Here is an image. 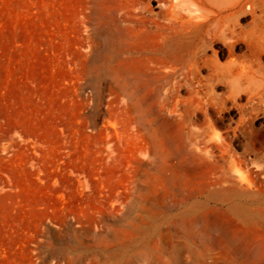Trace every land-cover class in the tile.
<instances>
[{"label": "rangeland", "instance_id": "rangeland-1", "mask_svg": "<svg viewBox=\"0 0 264 264\" xmlns=\"http://www.w3.org/2000/svg\"><path fill=\"white\" fill-rule=\"evenodd\" d=\"M116 3L0 0V264H264V0L229 7L197 73L150 29L126 96L84 42V9L92 27ZM201 128L262 156L242 173L263 182L253 218L194 203L214 178L189 148Z\"/></svg>", "mask_w": 264, "mask_h": 264}, {"label": "bare ground", "instance_id": "bare-ground-1", "mask_svg": "<svg viewBox=\"0 0 264 264\" xmlns=\"http://www.w3.org/2000/svg\"><path fill=\"white\" fill-rule=\"evenodd\" d=\"M118 1L119 3H116L118 4L117 7L111 10L109 14L105 13L108 15L105 22H102L103 20L101 19V21L97 15L93 17L94 21H92V27H90V19L86 9H84V15L82 17L83 27L86 32L84 42H86L85 45L88 47L90 45L88 41L91 39L92 46L94 48L96 46L99 48L98 38L101 39L104 49L102 48V54L99 56L94 66L95 74L97 76L106 74L107 70L105 73L104 68L109 65L110 67H107L111 70L114 69V75L117 76L116 79L119 78V82L120 79L124 81H121L124 84L118 87L116 86L117 84L115 85L116 90L131 95L134 86H129L130 83L128 84L127 82L136 74H133L134 71L130 72L127 66L126 68L128 70L123 67L129 60L137 58L134 59L135 62H137L140 56L147 54L148 49L142 47L143 44L141 45L142 37L145 33L147 34V32L152 29L150 31H154V33L158 35V43L169 46L170 49L175 50L177 49L176 47L180 48L182 46V48H184L182 52L183 57H181L182 61L178 62V66L174 67L180 70L190 69L193 74L197 71L199 60L204 62L203 57L205 56V48L210 47L211 40L214 37L221 38L223 36L227 10L237 0H155V5L157 7V11L155 12H152L149 7V0ZM89 32L94 33L92 38ZM147 37L148 35L146 38ZM151 46H148V48H151ZM95 52L94 54L98 55V52ZM149 57H151V55ZM122 63H124V65L121 67ZM128 64L129 63H127V65ZM222 68V65L214 62L208 74L218 75L222 73ZM110 71L108 70V72ZM136 91H138V89ZM188 141L189 148L195 151L201 159L210 163L213 169L212 175H214L211 183L209 182L210 184L208 183L209 185H206L207 188H204L206 193L203 199L201 201H194V203L205 208L222 211L225 217L231 221L241 222L242 219L239 218V213L253 218L257 208L260 207V194L263 192L264 187L261 188V182L258 185L255 178L253 179L250 176V173H247V175H243L242 173L244 168L246 169L245 171L249 170L247 166L250 163H259L261 155L258 153L260 155L258 156L255 152L253 153V157L249 158L247 153L249 151L252 153L251 150L248 152H241L242 154L239 153V155H237L227 145L213 140V138L208 135L207 128L192 130L189 133ZM257 169V173L261 174L264 170V166L260 164ZM257 181L259 182L258 179ZM248 197L253 206H245ZM185 210L187 211V208ZM189 210L190 209H188V211ZM235 210H238L239 213ZM203 218L208 223L215 220L208 216H204Z\"/></svg>", "mask_w": 264, "mask_h": 264}]
</instances>
